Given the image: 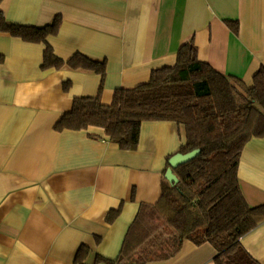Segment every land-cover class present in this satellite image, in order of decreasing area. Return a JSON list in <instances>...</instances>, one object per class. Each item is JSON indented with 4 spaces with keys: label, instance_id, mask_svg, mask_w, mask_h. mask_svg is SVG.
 <instances>
[{
    "label": "crops",
    "instance_id": "obj_1",
    "mask_svg": "<svg viewBox=\"0 0 264 264\" xmlns=\"http://www.w3.org/2000/svg\"><path fill=\"white\" fill-rule=\"evenodd\" d=\"M0 9L7 22L36 28L58 17L47 38L57 58L106 63L103 81L92 71L43 69L45 45L0 32V264L113 261L139 207L160 199L184 128L144 122L137 149L126 152L99 128L57 132L55 124L76 98L109 105L117 89L147 83L189 43L200 61L249 86L264 66V0H1ZM237 179L249 206L264 205V139L245 145ZM240 243L264 264V220ZM215 255L208 243L184 240L171 258L146 264H215Z\"/></svg>",
    "mask_w": 264,
    "mask_h": 264
},
{
    "label": "trees",
    "instance_id": "obj_2",
    "mask_svg": "<svg viewBox=\"0 0 264 264\" xmlns=\"http://www.w3.org/2000/svg\"><path fill=\"white\" fill-rule=\"evenodd\" d=\"M59 22L56 17L42 28L13 24L6 21L0 9V32L45 45L43 69L92 71L103 81L105 61L80 53L66 61L54 55L47 38L57 33ZM227 26L237 32L236 23ZM144 122L182 126L185 141L176 154L200 152L172 170L178 179L176 184H169L163 173L158 202L139 207L120 255L113 261L102 260L106 264L166 260L188 240L195 245L210 244L216 251L215 264H258L240 240L264 220V205L251 207L246 203L237 170L245 145L253 138L264 139V66L247 86L241 79L224 76L200 61L195 46L185 44L177 51L173 66L153 70L147 83L117 89L109 105H103L99 97L74 99L70 111L60 117L54 129L99 128L120 150L133 152ZM172 156L167 158L166 169ZM119 211H111L107 221L112 222ZM142 223L145 228L137 233ZM133 234L137 242L131 240Z\"/></svg>",
    "mask_w": 264,
    "mask_h": 264
},
{
    "label": "water",
    "instance_id": "obj_3",
    "mask_svg": "<svg viewBox=\"0 0 264 264\" xmlns=\"http://www.w3.org/2000/svg\"><path fill=\"white\" fill-rule=\"evenodd\" d=\"M199 150H194L187 154H175L169 160V168L166 169L164 174V179L171 185L176 184L178 182L177 177L173 174V169L177 168L178 166L185 164L192 159H194L198 154Z\"/></svg>",
    "mask_w": 264,
    "mask_h": 264
}]
</instances>
